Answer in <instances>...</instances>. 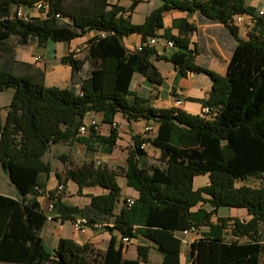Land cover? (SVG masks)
<instances>
[{"label":"trees","instance_id":"1","mask_svg":"<svg viewBox=\"0 0 264 264\" xmlns=\"http://www.w3.org/2000/svg\"><path fill=\"white\" fill-rule=\"evenodd\" d=\"M41 1L49 4L42 18L31 16L25 21L18 16L20 10H31ZM138 3L135 0L126 9L113 0H0V45L12 38L26 46L35 40L71 44L87 37L80 52L70 51L61 58L72 69L70 88L46 86L45 72L32 64L13 61L0 67V93L14 92L7 117L0 121V164L19 193L17 200L0 197V263L140 264L125 258L114 238L106 251L68 238H61L57 248L48 251L41 236L47 220L38 200L45 191L39 177L53 172L44 161L49 148L74 139L89 114L103 116V123L111 125L122 114L129 122L144 120L157 127L150 141L160 151L156 164L147 163L139 136H133L134 148L128 153L123 176L139 198L130 208L126 199L121 200L118 172L96 167L94 162L71 163L66 177L78 184L80 193L85 186H99L107 193L92 198L90 213L62 204L51 192L61 215L83 214L90 225L100 222L129 239L141 233L156 244L161 264H181L179 234L205 225L211 230L191 244L190 264H261L264 38L254 33L247 40L239 37L235 18L248 13L245 0H163L142 24L127 15ZM172 10L198 13L205 21L229 28L237 44L225 76L196 64L198 50L190 48L196 28L187 18L174 22L178 36L166 30V42L174 45L170 57L159 55L149 44L151 38H158L165 14ZM132 35L141 36L143 43L129 50L125 39ZM154 59L172 63L184 77L207 75L212 89L203 107L210 112L199 116L178 108L157 109L135 96L131 91L135 74L155 86L163 84ZM89 137L112 153L117 127L107 138L92 127ZM61 159L66 163L65 157ZM200 176H208L209 183L195 189L194 181ZM200 205H208L211 211ZM231 208L245 210L249 219L218 217L212 224L220 209Z\"/></svg>","mask_w":264,"mask_h":264},{"label":"crops","instance_id":"2","mask_svg":"<svg viewBox=\"0 0 264 264\" xmlns=\"http://www.w3.org/2000/svg\"><path fill=\"white\" fill-rule=\"evenodd\" d=\"M114 1V0H113ZM247 14H244V21L238 24L239 37L241 39H249V35L261 34L264 38V0H245ZM132 0H122L119 5L124 8H130L132 6ZM163 4V0H139L134 11L131 12V19L133 23L142 24L146 17L156 8ZM27 14L34 17H39L31 9H25ZM42 18V17H40ZM187 18L189 23L192 24L196 31L190 36L191 49H197L198 55L195 62L198 66L208 68L209 70L216 72L222 76L227 73L229 61L232 57V52L237 44L235 38L230 33L227 26L221 23H213L203 20L198 13L189 15L187 12L178 10H172L165 14L164 17V29L158 32V43L155 45L157 53L161 56L170 57L174 49L169 48L166 43V30L172 36H178L179 30L174 27V22ZM87 37L80 38L71 42V44L54 43L48 41L43 44H39L36 40L26 46H21L18 38H12L0 45V67H3L13 61L25 62L34 65L36 68H40L45 72V83L48 87H57L60 89L70 88L72 79V69L70 66L65 65L61 62V58L67 55L70 51H74L77 45L84 44ZM143 43L141 36L132 35L125 39V45L129 50H133L139 47ZM54 45L53 57L55 58L54 66H50L48 69V57L51 54ZM52 49V50H51ZM42 57V63H37L36 59ZM60 61V62H59ZM154 64L161 73L164 82L161 86H155L151 84L144 76L135 74L131 84L132 93L141 98L149 101V105L157 109H170L178 108L191 115H202L203 105L207 100L209 93L212 89V81L205 74H194L190 73L186 77L182 76L173 66L172 63L165 60L154 59ZM13 90H9L0 93V121L4 122L8 107L10 106L13 99ZM182 99L183 103L177 107L175 102L176 99ZM131 100L133 97L130 98ZM95 119L98 122V132L100 136H109L112 129V125L103 123V116L89 114L85 117V120ZM114 122L119 128V137L117 146L113 153L104 154L101 156V162L103 166H106L109 170H115L125 163L128 158V149L134 148L133 136H139L142 138L146 121L141 120L138 122L127 121L122 114H117ZM72 143V142H71ZM78 144L73 142L70 145L63 146L60 152H53L56 148L53 146L44 159L46 162H50L53 166V172L49 177L45 174L40 175L39 180L44 185L45 191L38 197L41 203L42 209L44 210L50 202L51 192L53 193L54 199H59L60 202L68 207L79 208L81 211H87L91 213V203L94 196L102 195L107 193L103 188L96 187H83L80 193L78 184L73 181L67 183V188L64 191L57 190V185L60 182L58 174H64L67 169V164H78L92 162L89 155L82 159L76 158V155L71 154V151L76 149ZM147 163L156 164L160 158V151L153 146H149L146 150ZM60 156L66 157V166L60 160ZM120 156V157H116ZM61 157V158H62ZM98 163L100 161H97ZM96 162V163H97ZM58 166V167H55ZM69 168V167H68ZM126 169V167H125ZM63 176V175H62ZM204 180H198L197 177L194 181V188H202L209 183L208 176ZM199 183V184H198ZM119 184L121 186V200L126 198H139V192L127 184V179L123 176L119 178ZM0 197L8 198L11 200H17L19 193L17 188L11 182L8 173L4 170L0 164ZM122 206V205H121ZM118 206V211L121 209ZM205 209L211 210L208 205H205ZM56 212L63 219V225L59 226L56 222H47L44 229L41 232V236L44 240V245L48 251H53L57 248L59 240L61 238L72 239L80 245L90 244L106 251L109 247L112 238L115 239L117 247L122 246V251L125 258L129 260H137L140 264H161L162 256L155 249L156 244L149 241L141 233H137L136 237L130 239V243L126 244L123 242V235L118 229L112 231L107 230L104 227L95 228L94 223L86 229V232L79 233L74 230L72 222L78 217H86L83 214H66L61 215L58 207ZM219 215L223 217H239L241 219H247L248 215L243 209H220ZM87 218V217H86ZM213 221L216 219L213 217ZM69 224L70 228L66 230V225ZM102 224V223H101ZM113 224L111 225V227ZM141 229V227H140ZM138 232H141L140 230ZM205 231L201 228L199 232H188L185 234H179L182 238V255L181 264H190V251L191 244L202 237V233ZM261 264H264V256L262 257Z\"/></svg>","mask_w":264,"mask_h":264},{"label":"built area","instance_id":"3","mask_svg":"<svg viewBox=\"0 0 264 264\" xmlns=\"http://www.w3.org/2000/svg\"><path fill=\"white\" fill-rule=\"evenodd\" d=\"M48 9H49V4L47 2H45V1H41V2L36 3L34 5V7L32 8V10L35 13L41 14V15H45L46 12L48 11ZM260 14L262 15V14H264V12H260ZM18 16L22 17L25 21H28L31 18V15L27 14L25 12V10H20L18 12ZM243 21H244V16L243 15H239L238 16L237 25L241 24ZM157 43H158V38H156V37L151 38L149 40V44L151 46H155V45H157ZM166 43H167L169 48H173L174 47L172 41H167ZM77 50H78L77 52H80L79 48ZM36 61H37V63L41 64L42 63V57H38L36 59ZM182 103H183L182 99H180V98L176 99L175 104H176L177 107H179ZM209 112H210L209 107H204L202 115L203 114H208ZM98 125H99L98 122L95 119L91 118V119L85 121V123L80 126V132L82 134H86V133L89 134L90 129L92 127L97 129ZM112 126L113 127H117V124L114 122V124ZM156 132H157V127L154 124H146V126L144 128L143 136H142V140H143V143L141 145V149L142 150L146 151L149 148L150 141L155 137ZM65 187H66V185L61 183V184L57 185V190L64 191ZM135 201L136 200L133 199V198H126L127 207H129V208L132 207L135 204ZM43 211L45 213L47 222H56L59 226L63 225L62 217L59 214H57V212H56V201L50 200V202L48 203L47 207ZM72 225H73V228H74L75 231L84 234L86 232V229L88 228V226H90V221L86 217H78L72 222ZM104 226H105V224H101V223L94 224L95 228H101V227H104ZM123 242L126 243V244H129L130 243V239L127 238V237H124L123 238Z\"/></svg>","mask_w":264,"mask_h":264},{"label":"rangeland","instance_id":"4","mask_svg":"<svg viewBox=\"0 0 264 264\" xmlns=\"http://www.w3.org/2000/svg\"><path fill=\"white\" fill-rule=\"evenodd\" d=\"M122 0H114L113 1V3H117V4H119V2H121ZM135 0H132V2H134ZM136 1H139V0H136ZM133 4V3H132ZM132 7V6H131ZM127 9V8H126ZM128 9H130V8H128ZM157 9V8H156ZM37 16H39V17H43V15H41V14H37V13H35ZM127 15H130V17H131V13H127ZM236 23V22H235ZM237 24V23H236ZM82 45L83 44H80V45H77L75 48H74V51H78L77 49L79 48V47H82ZM54 45H51V48H53V50L51 51V54L49 55V59H48V64H47V66H48V69H49V67L50 66H54V63H55V58L53 57V51L55 50L54 49V47H53ZM82 57L84 56V55H81ZM60 62V61H59ZM85 119L82 121V124L81 125H83L84 123H85ZM119 128H117V131H118V140L120 139V137H119V130H118ZM111 131H112V129H111ZM111 131H110V135H111ZM109 135V136H110ZM109 136H102V137H105V138H107V137H109ZM117 140V141H118ZM73 142H75V144H78V146H76V149L74 150V151H71V154H74V155H76V158H78V159H82V158H85V156L87 157V155H89L90 157H91V159H92V162H94V164H95V166L97 167V166H103L102 164V162H101V156L102 155H104V154H111V153H107L106 152V149H107V147L102 143V142H96V143H94V142H91L90 141V137H89V134L88 133H86V134H82L81 132H80V127H79V130H78V132H77V134H76V136H75V138L74 139H72V140H70V141H67V142H62V143H59V144H57V145H52L50 148H49V151H51V149L53 148V146L54 147H56V148H54L53 149V152H55V154H56V152L58 153V152H60L61 151V148L63 147V146H67V145H70V144H72ZM116 148V147H115ZM115 148H114V150H115ZM113 150V151H114ZM129 150L130 149H128V153H129ZM48 151V152H49ZM113 151H112V153H113ZM47 152V153H48ZM61 157L62 156H60V160L62 161V163L66 166V163L61 159ZM117 158L118 157H120V156H116ZM66 158V157H65ZM67 160V159H66ZM44 161H45V159H44ZM97 161H100L99 163L97 162ZM46 162V161H45ZM97 162V163H96ZM50 163V162H49ZM51 164V163H50ZM124 164L125 163H121V165L119 166V167H117L114 171L115 172H118L122 177H123V175H124V170H125V167L127 166V160H126V166L124 167ZM51 166H52V164H51ZM55 167H58V166H55ZM52 170H53V166H52ZM60 175V174H59ZM63 175V176H62ZM62 175H60L61 177H60V182L58 183V185L59 184H61V183H63V184H65L66 185V187H65V189H64V192H65V190H66V188H67V183L70 181V179L69 178H67L66 177V170L64 171V174H62ZM205 178H207V177H199L198 178V180H204ZM199 184V183H198ZM248 184H250V185H252V186H257V184H251V183H248ZM239 185H242V183H238V186ZM202 205H200V207H201ZM203 208H205V205H203L202 206ZM194 211H197V208H195L194 209ZM211 211V210H210ZM247 213V212H246ZM248 215V214H247ZM218 217H223V216H220L219 215V213L217 214V215H215L214 216V218L216 219V221H213V218H212V224H217V220H218ZM228 217H230V218H238V219H240V220H242L241 219V215L239 216V217H232V216H228ZM226 218V217H225ZM247 219H249V216H248V218ZM243 220H245V219H243ZM68 228H70V226H69V224H67L66 225V230H68ZM201 228H204L205 229V231L202 233V235L204 234V233H208V232H210V230H211V228L209 227V226H205L204 225V227L202 226V227H200V228H197L195 231H193V233L194 232H199L200 230H201ZM0 264H6V263H0Z\"/></svg>","mask_w":264,"mask_h":264},{"label":"bare ground","instance_id":"5","mask_svg":"<svg viewBox=\"0 0 264 264\" xmlns=\"http://www.w3.org/2000/svg\"><path fill=\"white\" fill-rule=\"evenodd\" d=\"M237 21H238V16L235 18V22L237 23Z\"/></svg>","mask_w":264,"mask_h":264}]
</instances>
